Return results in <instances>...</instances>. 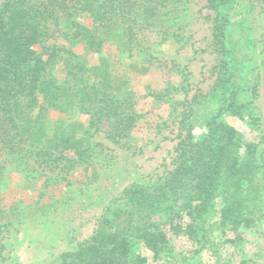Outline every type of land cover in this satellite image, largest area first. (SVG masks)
I'll list each match as a JSON object with an SVG mask.
<instances>
[{
  "label": "trees",
  "instance_id": "1",
  "mask_svg": "<svg viewBox=\"0 0 264 264\" xmlns=\"http://www.w3.org/2000/svg\"><path fill=\"white\" fill-rule=\"evenodd\" d=\"M186 1L0 0V190L11 172L29 182L50 179L47 171L58 177L88 169L99 146L92 141L96 132L116 145L129 137L141 114L129 81L111 68V47L141 52L144 30L159 26L172 35ZM234 2L205 0L214 13L210 45L219 88L234 76L233 50L226 44L227 9ZM51 112L68 118L50 124ZM180 127L185 133L161 182L132 187L121 204L101 215L89 240L62 251L51 243L43 259L31 264H146L161 256L183 264L184 252L172 254L174 235L196 245L199 260L204 245L215 242L206 238L215 230L221 229V238L236 233L232 244L245 241L240 230L255 231L264 221V164L256 144L214 116L202 138L184 117ZM212 210L215 222L209 224ZM210 256L222 260L219 251Z\"/></svg>",
  "mask_w": 264,
  "mask_h": 264
},
{
  "label": "rangeland",
  "instance_id": "2",
  "mask_svg": "<svg viewBox=\"0 0 264 264\" xmlns=\"http://www.w3.org/2000/svg\"><path fill=\"white\" fill-rule=\"evenodd\" d=\"M180 9V27L172 35L160 26L144 30L143 51L118 53L111 47L116 58L111 68L129 81L141 114L122 145L96 132L92 141L99 146L88 169L81 166L58 177L56 171H47L50 179L36 177L29 182L18 172L9 173L7 188L0 190V264H31L43 259L42 252L51 243L62 251L89 240L101 215L121 204L129 189L161 182L171 170L174 149L185 133L186 125L180 127L183 117L196 138L205 135L213 116L218 117L256 144V155L264 164V0H235L227 9L226 44L233 50L234 76L223 88L214 80L217 62L210 45L214 13L205 7V0H187ZM56 42L65 44L60 38ZM48 116L50 124L68 118L55 112ZM80 120L86 123V116ZM262 177L264 191V172ZM212 214L213 210L209 224L215 222ZM254 229L240 230L245 241L234 244L236 233L221 238V229L215 230L206 236L216 239L204 245L201 260L195 256L196 245L184 234L174 235L172 254L184 252L183 264H264V221ZM138 251L133 248L135 254ZM218 251L220 261L210 256ZM161 257L146 264L177 263Z\"/></svg>",
  "mask_w": 264,
  "mask_h": 264
}]
</instances>
